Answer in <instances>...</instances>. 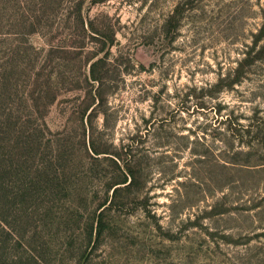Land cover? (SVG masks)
<instances>
[{"label": "rangeland", "instance_id": "374dc122", "mask_svg": "<svg viewBox=\"0 0 264 264\" xmlns=\"http://www.w3.org/2000/svg\"><path fill=\"white\" fill-rule=\"evenodd\" d=\"M0 264H264V0H0Z\"/></svg>", "mask_w": 264, "mask_h": 264}, {"label": "trees", "instance_id": "16d2710c", "mask_svg": "<svg viewBox=\"0 0 264 264\" xmlns=\"http://www.w3.org/2000/svg\"><path fill=\"white\" fill-rule=\"evenodd\" d=\"M95 63L92 64V66L94 67ZM92 67L91 70V74L92 77H96V74L94 72V69ZM238 129L236 127L230 126V132L231 134H237ZM246 134L250 135L251 137L258 135V132H253L251 133L250 130H246L245 131ZM200 141H204V138L200 137V139H198L196 142H200ZM222 159V158H220ZM229 159V158H228ZM223 160V165L225 166L226 163H230V164H234L236 162L232 161V160H226V159H222ZM127 177H125V179L122 181L123 185L122 186H114L112 189V194L109 197L108 201H105L104 204L102 205V208L99 210L98 214H97V223H96V233H100L101 231V226L103 225V212L105 209H109L111 208L113 205H115L117 203V192L119 190H128L132 187H134L135 182L137 181L138 178V174L136 171H134L133 169L127 167Z\"/></svg>", "mask_w": 264, "mask_h": 264}]
</instances>
